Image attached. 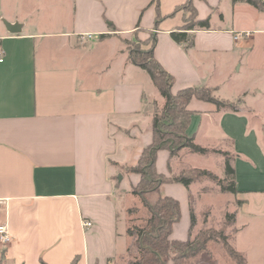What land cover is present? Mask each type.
Returning a JSON list of instances; mask_svg holds the SVG:
<instances>
[{"label": "crops", "instance_id": "crops-1", "mask_svg": "<svg viewBox=\"0 0 264 264\" xmlns=\"http://www.w3.org/2000/svg\"><path fill=\"white\" fill-rule=\"evenodd\" d=\"M152 1L19 0L14 12L7 9L14 0H0V21L21 25L12 34L0 24V225L13 238L0 243V264H129L135 240L127 235L126 203L141 176L126 169L152 144L155 108L165 105L150 76L130 62L125 41L138 24L140 35L157 34L155 58L174 77V93L206 87L239 103L237 112L219 111L193 99L187 135L232 155L238 194L222 193L210 181L203 191L217 188L242 201L232 242L264 223V12L243 2L194 0L211 27L192 32L187 48L170 35L184 24L185 13L176 8L187 0H160L158 25ZM222 4L231 8L230 29L212 27ZM245 32L252 36L233 39ZM188 155L196 154L171 158L160 151L158 173L203 169L185 162ZM200 157H216L218 168L224 159ZM196 184L161 187L181 207L172 241L189 238L190 195L201 199L192 191ZM245 244L235 248L253 264L254 241Z\"/></svg>", "mask_w": 264, "mask_h": 264}, {"label": "trees", "instance_id": "trees-1", "mask_svg": "<svg viewBox=\"0 0 264 264\" xmlns=\"http://www.w3.org/2000/svg\"><path fill=\"white\" fill-rule=\"evenodd\" d=\"M206 1V0H203ZM236 4L247 3L257 10L264 12V0H231ZM156 3L158 17L156 24L161 20L159 5L160 0H153ZM176 11L185 13L184 24L179 29L170 33L171 38L179 43L185 44L187 48L194 45V35L192 32L198 30H209L210 17L200 19L194 0H187L186 3L176 8ZM190 12V15L187 14ZM135 37L137 38L143 31L140 24L137 25ZM148 33V32H147ZM109 35H101L106 38ZM128 44L130 62L144 70L151 78L155 88L165 99L164 108L159 111L155 108L153 115V142L142 153L138 163L127 168V172L139 174L141 180L132 189V193L140 197L144 207L148 211L147 218L130 219L127 235L134 238L136 254L132 256L129 264H182L191 259L198 258L201 254L212 256L209 249L210 244H219L234 264H248L245 255L239 252L232 244L233 233L227 234L226 227L236 223V213L225 215L224 226L221 229L210 228L201 229L192 239L194 227L197 224V216L194 208V198L190 195V235L186 241H172L171 235L174 224L181 220V207L179 201L161 195V187L164 184L176 183L189 188L193 183L210 181L217 185L222 193L236 196V171L233 167L232 155L229 152L203 147L197 144L194 138L187 135V129L191 122L193 112L189 109V104L193 99L214 104L217 109L238 111V106L228 100L217 97L213 90L206 87H186L178 92H173L175 85L174 77L164 70L162 65L155 58V47L157 44V34L150 35L146 41L138 40L137 43ZM149 47H147L149 44ZM166 150L171 158L179 156L182 151L191 154L207 156L219 154L225 159L224 177H218L214 172L206 169L189 168L182 170L177 175L166 176L157 171V159L160 151ZM158 194V198L150 201V194ZM242 201H237L241 206ZM209 209L203 213L207 218ZM137 208H131L129 214L137 213ZM183 252V253H180ZM75 259L72 264H77Z\"/></svg>", "mask_w": 264, "mask_h": 264}, {"label": "rangeland", "instance_id": "rangeland-1", "mask_svg": "<svg viewBox=\"0 0 264 264\" xmlns=\"http://www.w3.org/2000/svg\"><path fill=\"white\" fill-rule=\"evenodd\" d=\"M19 0H14V4H10L8 2L7 9L9 11H19L18 7ZM1 5V4H0ZM188 15H190V12H187ZM214 19L212 21V27L214 28H222V29H230L231 23H232V12L231 8L226 6L225 4H222L220 7V11L218 13H215L213 15ZM4 23V20L2 19L0 21V24ZM146 35L142 36L139 34V36L136 38L135 35L131 37V39L128 40L130 43H137L138 40L146 41L149 39L150 35L154 34L155 32H144ZM149 47L150 43L147 44ZM144 75L146 77H149L146 72H144ZM238 106V102L235 103ZM159 111H161L158 107H156ZM218 155V154H217ZM185 162L188 164H191L193 166L203 168V169H209L212 170L217 174V176L223 178L224 177V169H225V159L220 160V166L219 168L216 166L217 158L214 157L209 160H205L201 158L199 155H188L185 158ZM216 162V163H215ZM206 181L197 182V184L192 189L194 194H199L201 199L197 201V199L194 197V205L197 206V204L200 205V208L196 211L197 216V224L194 227L193 233H192V239L197 235V233L203 229L208 230L210 228L213 229H221L224 226L225 221V215L227 213H234L236 208L238 207L237 201L234 200V198L231 195H225L222 193H216L214 191L217 190V188L212 189V193L209 195H203V191L210 190V186H205ZM216 187V186H213ZM131 197L128 196V203H126V211H128L131 208H137L138 211L135 214H128L129 219H138L141 218H147L148 217V211L144 207L140 197L137 195H134L131 191L130 193ZM203 195V196H202ZM135 197V198H134ZM150 201H154L156 198H158V194H150L149 196ZM130 199V202H129ZM205 206H210L209 214L207 215V218L203 216V213L206 211ZM200 209V210H199ZM200 211L202 213L200 214ZM226 233L232 234L233 233V226L226 227ZM249 239H252L254 241V258L253 264H264V223L257 222L256 224H251V231L240 236L238 238V241L232 242L234 247L239 246L240 248L246 247V241ZM134 240V238H131V241ZM237 248V247H236ZM209 249L212 252V256L208 257L206 254H201L198 258H194L189 260L188 262H183L182 264H234L232 260L229 259V257L225 254L224 250L219 244H210ZM132 253L130 256H133L136 248L134 247V244L132 245L131 249ZM183 253V252H180ZM169 264V263H168Z\"/></svg>", "mask_w": 264, "mask_h": 264}, {"label": "built area", "instance_id": "built-area-1", "mask_svg": "<svg viewBox=\"0 0 264 264\" xmlns=\"http://www.w3.org/2000/svg\"><path fill=\"white\" fill-rule=\"evenodd\" d=\"M252 36L251 32H245V33H235L233 35V39L235 41H240V40H245V39H249ZM88 38H92L91 35H88ZM4 62V51L0 45V63ZM3 201H0V204H2ZM84 225L86 227H91L92 223L91 222H85ZM13 238L10 235L7 225L6 224H2L0 225V243L4 246H7L8 244H10L12 242Z\"/></svg>", "mask_w": 264, "mask_h": 264}, {"label": "water", "instance_id": "water-1", "mask_svg": "<svg viewBox=\"0 0 264 264\" xmlns=\"http://www.w3.org/2000/svg\"><path fill=\"white\" fill-rule=\"evenodd\" d=\"M5 26L7 28V30L12 33V34H18L21 32V25L15 23V24H11L8 23L7 21H4Z\"/></svg>", "mask_w": 264, "mask_h": 264}]
</instances>
